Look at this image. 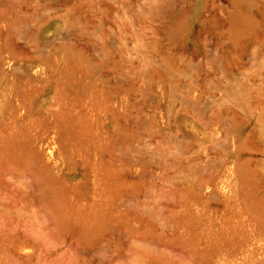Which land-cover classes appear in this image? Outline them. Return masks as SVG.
<instances>
[{
	"label": "rangeland",
	"instance_id": "rangeland-1",
	"mask_svg": "<svg viewBox=\"0 0 264 264\" xmlns=\"http://www.w3.org/2000/svg\"><path fill=\"white\" fill-rule=\"evenodd\" d=\"M0 264H264V0H0Z\"/></svg>",
	"mask_w": 264,
	"mask_h": 264
}]
</instances>
